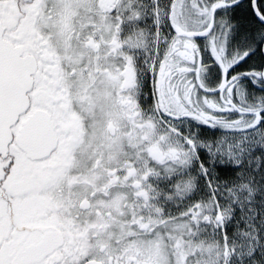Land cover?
Masks as SVG:
<instances>
[{
  "label": "snow or ice",
  "instance_id": "1",
  "mask_svg": "<svg viewBox=\"0 0 264 264\" xmlns=\"http://www.w3.org/2000/svg\"><path fill=\"white\" fill-rule=\"evenodd\" d=\"M0 264H264V0H0Z\"/></svg>",
  "mask_w": 264,
  "mask_h": 264
}]
</instances>
